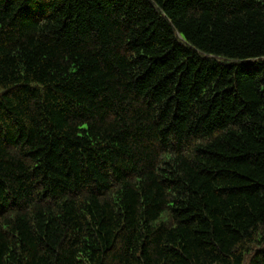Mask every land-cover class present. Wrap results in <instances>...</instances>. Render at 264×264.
<instances>
[{"label":"trees","instance_id":"trees-1","mask_svg":"<svg viewBox=\"0 0 264 264\" xmlns=\"http://www.w3.org/2000/svg\"><path fill=\"white\" fill-rule=\"evenodd\" d=\"M0 264H264V0H0Z\"/></svg>","mask_w":264,"mask_h":264}]
</instances>
